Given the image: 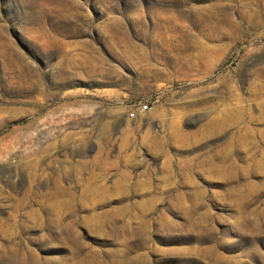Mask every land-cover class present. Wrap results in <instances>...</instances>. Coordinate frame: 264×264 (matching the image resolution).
I'll use <instances>...</instances> for the list:
<instances>
[{
	"label": "rangeland",
	"instance_id": "1",
	"mask_svg": "<svg viewBox=\"0 0 264 264\" xmlns=\"http://www.w3.org/2000/svg\"><path fill=\"white\" fill-rule=\"evenodd\" d=\"M0 264H264V0H0Z\"/></svg>",
	"mask_w": 264,
	"mask_h": 264
},
{
	"label": "built area",
	"instance_id": "2",
	"mask_svg": "<svg viewBox=\"0 0 264 264\" xmlns=\"http://www.w3.org/2000/svg\"><path fill=\"white\" fill-rule=\"evenodd\" d=\"M140 108H141V111H146L148 109V106L144 104ZM130 116L133 117L134 115L131 114Z\"/></svg>",
	"mask_w": 264,
	"mask_h": 264
}]
</instances>
